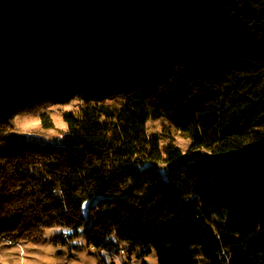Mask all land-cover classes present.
I'll list each match as a JSON object with an SVG mask.
<instances>
[{
	"label": "trees",
	"instance_id": "trees-1",
	"mask_svg": "<svg viewBox=\"0 0 264 264\" xmlns=\"http://www.w3.org/2000/svg\"><path fill=\"white\" fill-rule=\"evenodd\" d=\"M73 103L61 142L17 129ZM146 162L170 179L149 169L112 198ZM95 196L100 255L116 237L159 264H264V0H0V238L77 234Z\"/></svg>",
	"mask_w": 264,
	"mask_h": 264
},
{
	"label": "rangeland",
	"instance_id": "rangeland-1",
	"mask_svg": "<svg viewBox=\"0 0 264 264\" xmlns=\"http://www.w3.org/2000/svg\"><path fill=\"white\" fill-rule=\"evenodd\" d=\"M75 103L65 108L51 105L47 110L42 108L37 112H22L16 120L17 129L26 134L30 141L39 144L47 142H61L67 131L66 124L62 119V112L65 110H74ZM58 105V104H56ZM50 113L53 122V128L47 129L41 122V114ZM166 121H150L148 123V135L150 137H158L162 143H166L167 139L163 136L164 129L167 127ZM175 144L182 151L184 158L189 156H201L203 158H213L209 152L205 150H192V140L184 136L175 137ZM175 165L160 164L154 162H146L139 166L136 175L129 182L123 194L113 196L112 198H125L133 193L136 182L141 179L149 169H156L160 172L165 180H169V171ZM254 196H251L253 200ZM103 196H95L85 202L83 205V214L86 219L85 225L79 229L78 233L65 228H52L45 230L42 241L38 244L24 241H13L11 239L0 238V264H111V261L104 259L111 255L117 256L119 264H159L156 252L151 255L141 257L140 252L134 251L130 253L129 246L124 242H120L116 237H112L115 243L113 252L107 250L100 251L90 246L87 242V233L93 223L92 207ZM230 211V210H229ZM229 211L226 213L228 216ZM227 217H225L226 219ZM223 222V217L214 216L211 224L214 228L219 227ZM64 235L67 240L65 244H54L53 238ZM126 260V261H125Z\"/></svg>",
	"mask_w": 264,
	"mask_h": 264
},
{
	"label": "built area",
	"instance_id": "built-area-1",
	"mask_svg": "<svg viewBox=\"0 0 264 264\" xmlns=\"http://www.w3.org/2000/svg\"><path fill=\"white\" fill-rule=\"evenodd\" d=\"M108 261H111V264L116 263L117 262V256H111L108 255Z\"/></svg>",
	"mask_w": 264,
	"mask_h": 264
},
{
	"label": "bare ground",
	"instance_id": "bare-ground-1",
	"mask_svg": "<svg viewBox=\"0 0 264 264\" xmlns=\"http://www.w3.org/2000/svg\"><path fill=\"white\" fill-rule=\"evenodd\" d=\"M104 260L107 262L108 261V256Z\"/></svg>",
	"mask_w": 264,
	"mask_h": 264
}]
</instances>
